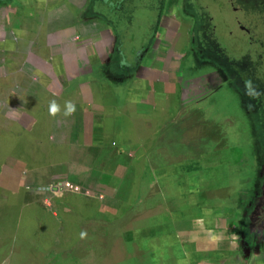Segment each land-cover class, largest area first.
<instances>
[{"label": "crops", "instance_id": "crops-1", "mask_svg": "<svg viewBox=\"0 0 264 264\" xmlns=\"http://www.w3.org/2000/svg\"><path fill=\"white\" fill-rule=\"evenodd\" d=\"M89 1H0V234L7 252L32 242L41 213L56 226L76 214L123 222L126 264H264V246L238 251L247 221L232 173L225 167L223 183L205 179L203 167L219 164L213 157L221 148L208 145L203 95L179 84L181 40L166 30L147 73L122 75L120 90L110 87L90 69L94 59L107 61L116 41L110 25L88 17ZM66 11L72 17L63 20ZM77 11L85 12L81 20ZM168 18L184 35L179 14L170 10ZM156 217V231L135 224Z\"/></svg>", "mask_w": 264, "mask_h": 264}, {"label": "rangeland", "instance_id": "rangeland-1", "mask_svg": "<svg viewBox=\"0 0 264 264\" xmlns=\"http://www.w3.org/2000/svg\"><path fill=\"white\" fill-rule=\"evenodd\" d=\"M0 1L7 4L16 2L17 4V0ZM160 1H93L96 9L93 11L92 6L91 10L88 11V17H97L109 24L104 18L105 15L113 21L115 26L113 24L109 25L113 32V27L115 28L117 34L116 52L111 59V64L108 65V62H106L105 75L102 72L95 71L97 73V75H94L96 80H103L110 87L120 90L121 76L123 75L124 79L129 76L128 73L135 70L137 66L132 65L137 60V54L145 49L149 44V39L151 40L160 31V23L166 14L165 7L160 5ZM246 1L249 2V6H245L249 14L234 0L235 7L242 13V17H240L236 16V13L233 14L235 10L232 9L229 0H201L205 9H203V12L209 13L215 23L217 19L220 20L218 31H220L219 39L221 42L234 37L228 35L229 32L223 26L228 28L232 26V32L237 34L238 23H242L246 27L250 26L251 22H254L253 24L258 28L259 33L251 32L248 38L260 42L264 41V5H262L261 0ZM149 4H152V6L150 7ZM171 11H173V8H171ZM99 12L103 13V17L97 15ZM65 14L62 17L63 20L72 17L71 12L66 11ZM84 14L77 13L76 15L81 18ZM198 15L202 19L201 13ZM194 24L193 31L195 39L197 38L195 44L200 43V45L192 47V54L197 56L195 57L199 61L198 69L205 67L202 61L206 62L208 66L213 65L214 68L220 69L222 62L217 57L221 63L217 59L212 63L215 57L214 53L207 44V40L204 42L200 40L203 35L202 30L196 27V21H194ZM239 29H242V27L240 26ZM242 35L239 32L237 40ZM237 40H235L233 46ZM263 48L259 43L249 45L246 54L249 56V61H254L259 53L263 52ZM199 49L200 52L198 53ZM231 51L228 49L226 52L230 53ZM92 65L97 69L94 62ZM188 66L190 68L187 73L189 75L195 74V68H192L191 65ZM257 69L264 71V62L259 63ZM192 77L189 76V81H183V83L191 82ZM246 91V93H240L233 81L231 83V81L226 82L223 79L220 80V84L214 90H209L207 97L203 100L202 107L208 120V145L211 147L221 146L219 158L213 157V160H218L219 164L210 166L209 163L208 166L203 167L205 169V179L209 183H223L225 180L223 171L226 167V171L232 173L235 185L241 188L244 186V180L248 174L247 170H249L252 162L251 152L256 154L259 161L264 162V113L262 112V100L260 101V98L263 99V97L250 87L246 88ZM231 151H233L231 160L223 156V154ZM232 162H235L236 166ZM203 169L198 165L194 166L193 170L199 172L197 175H201ZM226 178L229 179L227 174ZM221 199L226 198L217 200ZM232 206L231 204L225 205V207H228L227 211ZM220 209L221 205L218 204V210ZM37 219L41 220L39 221L41 226L31 228L35 232L31 236L32 242H27L25 246L21 243L19 250L16 252H13L17 247L16 244L11 251L7 252L8 248L5 246L8 244V240L4 239L3 234H0V264H126L123 262V222L106 224L99 221H89L88 219L78 220L76 214L58 219V226H56V223L48 222L49 218L46 213H41ZM109 219L111 218L109 217ZM159 221L160 218L156 217L154 219H142L136 221L135 224L145 223L144 229L156 231L159 228ZM11 255H16V257H13L12 260H5L7 256ZM132 264L156 263L134 260Z\"/></svg>", "mask_w": 264, "mask_h": 264}, {"label": "flooded vegetation", "instance_id": "flooded-vegetation-1", "mask_svg": "<svg viewBox=\"0 0 264 264\" xmlns=\"http://www.w3.org/2000/svg\"><path fill=\"white\" fill-rule=\"evenodd\" d=\"M262 1V5H264V0ZM172 5H170V7H168V0H161L160 1V5L163 7H165V11L166 14L163 17V20L160 23V31L157 32L154 37H152V41L149 39V44L146 46L145 49H142L136 56L137 60L133 63L132 66H137L135 68V70H132L130 73H128V75L130 74H134V75H144L147 73V70L150 67V64L152 65V57H153V53L155 51V49L157 47H164V45L162 44V46L159 45L161 38L160 36L164 35L167 33L172 37V40L174 41H178L181 40V45H179V47H183L184 48V52L183 55L180 59V63L178 65V67L176 68V74L177 76H179V80L181 83V85H188V89L189 91H191V96L193 94H195L196 92H200L202 96L201 102H203V100L207 97V94L210 91L214 90L215 87L220 84V80L225 79L226 82L232 81L235 83V86L240 90V93H246V88L253 89L255 90L258 94H260L263 99H261L260 97V101L262 100L263 103V107H262V112L264 113V71L263 70H246V71H242V69L240 68H236L233 67L229 64H227L226 62H224L221 58L220 61L222 62V65H220V69L214 68V66H208L206 64V62L202 61L204 64V68H199L198 69V59L196 58V55H193V49L192 47L194 45L199 46V44H195V42L197 41V38L195 39V34L193 31V26L194 21L197 22L196 27H198V29L202 30V36L201 39L203 42L205 40H207V44L208 42V36H207V32H208V24H207V14H205L203 12L202 7L203 4L201 2V0H171ZM236 2L238 4H240L243 9L247 12L245 6H249V2H247L246 0H236ZM149 6L151 7L152 4H149ZM91 1L88 7H86V9L88 11L91 10ZM171 8H173V11H176V13L179 14L180 18H181V23L186 25V32H184V35H180V33H177V30L175 29V26L170 27L169 26V20L170 18H168L169 14H170V10ZM200 10V11H199ZM77 13L82 14L85 13L84 11H77L74 15V17L77 20H81V18L78 17V15H76ZM201 13V18L198 14ZM248 13V12H247ZM249 14V13H248ZM59 21V20H58ZM90 21V20H89ZM72 22L74 23L73 19ZM109 23V22H108ZM50 25H54L55 21L51 20L49 22ZM110 24V23H109ZM108 24V25H109ZM194 24V25H193ZM52 26H50V29ZM203 27H205V29H203ZM49 29V31H51ZM204 34H206L204 36ZM183 38V40H182ZM257 41V40H255ZM117 43V41H116ZM257 43V42H256ZM209 45V44H208ZM261 45V44H260ZM65 47L59 48L61 54L63 55L64 58V64H67V59L69 57V51L67 50V48L69 47V45H64ZM116 44L114 45V47L111 49L112 52L111 55H109L107 61L106 58H98V59H94L93 62L96 65L95 69L93 67V65H91V69L90 71L92 72V74H96L95 71H99L102 72L103 75H105V69L107 68L106 62H108V65L111 64V59L114 55V53L116 52L115 49ZM174 49V45H172L171 47H167L165 48V56H168L171 53V50ZM110 50V51H111ZM200 52V49L198 51V53ZM214 53V51H213ZM196 56V57H195ZM214 61L212 63L215 62V60L217 58V56L214 53ZM170 58V57H169ZM103 61V62H102ZM219 61V60H218ZM219 61V62H220ZM243 61H249V56L246 55L245 58L243 59ZM254 68L256 69V67L259 65V63L264 62V52L259 53V55L256 57V59L254 60ZM92 62V63H93ZM220 62V63H221ZM188 65H191L192 68H195L196 73L189 75L187 73V70L190 68ZM251 65V64H250ZM67 67V66H66ZM153 67L154 68H158L159 67V63L157 62H153ZM216 67V66H215ZM84 71V70H83ZM85 74H87L85 72ZM94 76V75H92ZM189 76H193L191 78V82L189 83H183V81H189ZM154 82H155V77H154ZM209 86V87H208ZM249 92V90H248ZM194 97V96H193ZM199 100V99H198ZM221 148V146H219ZM233 151H231L230 153L226 154V157L231 160L233 158ZM255 159V161H253ZM251 165L249 166V170L248 174H247V178L244 180V186H242L241 188H236V196L237 199H239L240 203L243 205V211L242 213L244 214L245 211L250 208L254 203H256V201L260 200L261 198V193H262V187L264 185V162L263 161H259L256 154L254 152H251ZM233 165L236 166L235 162H232ZM262 202H264V198L261 199ZM264 244V243H263ZM262 244V245H263Z\"/></svg>", "mask_w": 264, "mask_h": 264}, {"label": "water", "instance_id": "water-1", "mask_svg": "<svg viewBox=\"0 0 264 264\" xmlns=\"http://www.w3.org/2000/svg\"><path fill=\"white\" fill-rule=\"evenodd\" d=\"M93 1H92L91 6H93L92 10L94 11L96 8L93 4ZM95 1H99V0H95ZM229 3L232 9L235 10L233 11V14L235 15L236 13V16L242 17V13L240 12V10L237 7H235L236 5H235L234 0H229ZM202 9H204V7H202ZM97 15L103 17L102 12H99ZM104 18L110 24H113V21L109 20L107 17H105V15H104ZM206 19H207V24H208V32H207L208 42H209L208 44L211 50L214 51L215 55L218 58H221L224 62H226L227 64L233 67L242 69L243 72L246 71L247 69L250 71L260 70V69H257L259 65L256 67V69H253L255 61H252V62L243 61V59L245 58L247 54V47L249 45H252L257 42L261 44L260 46L264 47V41L260 42V41H255V40H251L248 38L251 32H256V34L259 33L258 28L256 27L255 24H253L254 22L253 23L251 22L250 26H246V27H244L242 23H238L237 24V29H238L237 34H235V32H232V29H233L232 26L230 28L223 26L229 32L228 35L234 36V37H230L226 41L221 42L219 39L220 31H218L219 29L218 24L220 23V20L217 19L215 23V20L211 19V15L209 13L207 14ZM240 26L242 27V29H239ZM113 30L115 32L114 27H113ZM239 32H241V34L243 35L239 36L237 40V36ZM235 40L237 41L235 45L233 46V43L235 42ZM114 41H117L116 32L114 33ZM228 49L232 51L230 53H227L226 51ZM263 198H264V185L262 187V193H261L260 200L256 201V203H254L244 213V217L246 218L247 222L241 225L240 227V233H239L240 234L239 235V238H240L239 248L240 249L238 250L243 255H247V253L250 254L251 252L259 253L261 251L262 244L264 243V202L261 201V199Z\"/></svg>", "mask_w": 264, "mask_h": 264}, {"label": "built area", "instance_id": "built-area-1", "mask_svg": "<svg viewBox=\"0 0 264 264\" xmlns=\"http://www.w3.org/2000/svg\"><path fill=\"white\" fill-rule=\"evenodd\" d=\"M65 187H66L67 189L74 190V191H77V190H78L77 187H73V186L69 185L68 183L65 184Z\"/></svg>", "mask_w": 264, "mask_h": 264}]
</instances>
